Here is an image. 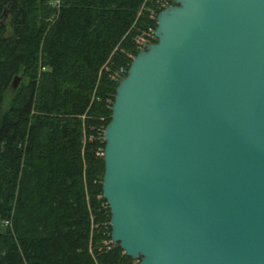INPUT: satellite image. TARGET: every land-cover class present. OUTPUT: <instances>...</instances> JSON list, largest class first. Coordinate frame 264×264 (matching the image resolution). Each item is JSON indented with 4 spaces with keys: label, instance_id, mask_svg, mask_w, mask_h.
Listing matches in <instances>:
<instances>
[{
    "label": "water",
    "instance_id": "water-1",
    "mask_svg": "<svg viewBox=\"0 0 264 264\" xmlns=\"http://www.w3.org/2000/svg\"><path fill=\"white\" fill-rule=\"evenodd\" d=\"M19 76L14 75V89ZM109 237L138 264H264V0H172L102 129Z\"/></svg>",
    "mask_w": 264,
    "mask_h": 264
},
{
    "label": "trees",
    "instance_id": "trees-1",
    "mask_svg": "<svg viewBox=\"0 0 264 264\" xmlns=\"http://www.w3.org/2000/svg\"><path fill=\"white\" fill-rule=\"evenodd\" d=\"M154 4L0 0V264H137L102 243L101 132Z\"/></svg>",
    "mask_w": 264,
    "mask_h": 264
},
{
    "label": "built area",
    "instance_id": "built-area-1",
    "mask_svg": "<svg viewBox=\"0 0 264 264\" xmlns=\"http://www.w3.org/2000/svg\"><path fill=\"white\" fill-rule=\"evenodd\" d=\"M55 1H57V0H55ZM171 1L172 0H155L154 7H155L156 11H155V9L150 10V17H153L155 19V15H156L157 11H159L161 8H163L167 4L171 3ZM151 41H154V25L153 26H147V28H145L141 33L135 35L133 38V43H134L136 51L138 49L142 48L145 43L151 42ZM133 55L134 54L127 53V56L130 59L133 57ZM125 71H126V68L124 66L120 65L119 67H117L116 69H114L110 73V75H109L110 79L112 81H118L125 74ZM101 137H102V132H101ZM104 205L107 206L105 200H104ZM107 223H108V221H107ZM102 243L105 246H109L112 243V241H111L110 237H108L106 239H103ZM136 263L138 264L137 260H136Z\"/></svg>",
    "mask_w": 264,
    "mask_h": 264
},
{
    "label": "rangeland",
    "instance_id": "rangeland-1",
    "mask_svg": "<svg viewBox=\"0 0 264 264\" xmlns=\"http://www.w3.org/2000/svg\"><path fill=\"white\" fill-rule=\"evenodd\" d=\"M38 2H43L44 4H46V3H51V4H53L54 3V1L55 0H37ZM18 84V83H17ZM17 86V85H16ZM11 88H12V86H11ZM16 88V87H15ZM14 88V89H15ZM14 89H12V90H14ZM4 102H3V104H2V108L4 107V105L7 103V95L5 96V98H4V100H3Z\"/></svg>",
    "mask_w": 264,
    "mask_h": 264
}]
</instances>
